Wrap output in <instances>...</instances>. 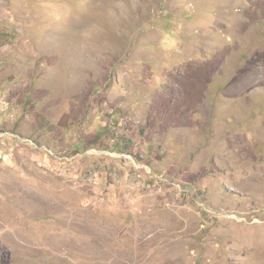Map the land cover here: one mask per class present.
<instances>
[{"label": "rangeland", "instance_id": "1", "mask_svg": "<svg viewBox=\"0 0 264 264\" xmlns=\"http://www.w3.org/2000/svg\"><path fill=\"white\" fill-rule=\"evenodd\" d=\"M0 264H264V0H0Z\"/></svg>", "mask_w": 264, "mask_h": 264}, {"label": "bare ground", "instance_id": "2", "mask_svg": "<svg viewBox=\"0 0 264 264\" xmlns=\"http://www.w3.org/2000/svg\"><path fill=\"white\" fill-rule=\"evenodd\" d=\"M243 25H244V24H242L241 22H239V23L236 25V31H241Z\"/></svg>", "mask_w": 264, "mask_h": 264}]
</instances>
